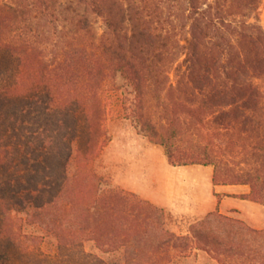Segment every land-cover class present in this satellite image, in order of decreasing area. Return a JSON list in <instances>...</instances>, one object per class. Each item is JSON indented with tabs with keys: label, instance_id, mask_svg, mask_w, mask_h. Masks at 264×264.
Segmentation results:
<instances>
[{
	"label": "trees",
	"instance_id": "trees-1",
	"mask_svg": "<svg viewBox=\"0 0 264 264\" xmlns=\"http://www.w3.org/2000/svg\"><path fill=\"white\" fill-rule=\"evenodd\" d=\"M264 0H11L0 5V264H264V229L217 212L185 235L161 210L103 187L116 77L124 116L171 167L212 168L264 208ZM125 108V109H124ZM37 227L53 254L23 233ZM117 264V263H116Z\"/></svg>",
	"mask_w": 264,
	"mask_h": 264
},
{
	"label": "rangeland",
	"instance_id": "rangeland-1",
	"mask_svg": "<svg viewBox=\"0 0 264 264\" xmlns=\"http://www.w3.org/2000/svg\"><path fill=\"white\" fill-rule=\"evenodd\" d=\"M10 1L0 0V5ZM259 19L264 29V2L259 10ZM115 88L106 123L109 141L100 156L92 163L91 168L103 180V187H114L132 193L138 200L162 211L165 229L168 232L185 235L192 224L203 220L206 215L201 218L191 217L182 213H171L168 208L170 205L177 208L185 201L194 203L198 196L203 198V191L196 192L195 189L199 185L205 187L206 172L212 168L182 169L169 166L163 149L149 143L139 134L133 122L124 116L123 106L127 108L132 98L129 87L122 79L116 77ZM160 205L167 206V209L161 208ZM226 217L242 221L235 214ZM243 223L250 227L247 223ZM23 233L43 237L32 246L34 252H37V249L44 254L55 252V239L46 236L37 227L25 225ZM83 246L87 253L97 255L106 264L124 263L123 248L118 249L116 253L103 254L92 242H85ZM173 264L217 263L203 252H194L189 258L174 260Z\"/></svg>",
	"mask_w": 264,
	"mask_h": 264
},
{
	"label": "crops",
	"instance_id": "crops-1",
	"mask_svg": "<svg viewBox=\"0 0 264 264\" xmlns=\"http://www.w3.org/2000/svg\"><path fill=\"white\" fill-rule=\"evenodd\" d=\"M182 169L190 168H209L203 166H184ZM207 179L202 186H198L196 192L203 191V198L196 197L194 203L185 201L183 205L168 208L171 213H182L186 216L201 218L209 213L218 212L220 215H237L243 222L256 230L264 229V209L262 206L247 200L240 199V196L249 193L248 186L242 185H213L212 170L207 172ZM161 208L167 209L165 205Z\"/></svg>",
	"mask_w": 264,
	"mask_h": 264
}]
</instances>
